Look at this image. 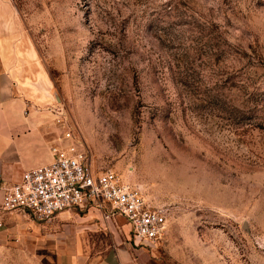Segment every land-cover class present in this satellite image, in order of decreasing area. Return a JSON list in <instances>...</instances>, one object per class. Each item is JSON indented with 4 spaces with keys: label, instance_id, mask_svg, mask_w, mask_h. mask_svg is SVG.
<instances>
[{
    "label": "rangeland",
    "instance_id": "374dc122",
    "mask_svg": "<svg viewBox=\"0 0 264 264\" xmlns=\"http://www.w3.org/2000/svg\"><path fill=\"white\" fill-rule=\"evenodd\" d=\"M0 42L42 118L63 109L91 164L165 215L141 244L95 211H0V264L124 243L140 264H264V0H0Z\"/></svg>",
    "mask_w": 264,
    "mask_h": 264
},
{
    "label": "built area",
    "instance_id": "2783aa9c",
    "mask_svg": "<svg viewBox=\"0 0 264 264\" xmlns=\"http://www.w3.org/2000/svg\"><path fill=\"white\" fill-rule=\"evenodd\" d=\"M53 115L60 131L50 146L51 160L23 171L16 181L0 183V211H26L39 221L64 210L95 211L102 224L122 218L141 244L158 240L165 223L163 211L148 204L137 188L114 171L94 167L64 110L56 107Z\"/></svg>",
    "mask_w": 264,
    "mask_h": 264
},
{
    "label": "crops",
    "instance_id": "0c3cea01",
    "mask_svg": "<svg viewBox=\"0 0 264 264\" xmlns=\"http://www.w3.org/2000/svg\"><path fill=\"white\" fill-rule=\"evenodd\" d=\"M1 45V42H0ZM1 57V55H0ZM0 58V82L13 77L15 89L23 94L7 97L5 87H0V183L5 185L16 181L28 169L43 165L51 160L50 146L56 143L58 127L50 119L42 118L35 107L47 92L40 86L25 81L24 73ZM24 71V70H23ZM26 82L29 83L28 87ZM50 116L53 115L50 113ZM135 249L124 243L109 246L105 252L88 254L66 253L60 256L58 264H140Z\"/></svg>",
    "mask_w": 264,
    "mask_h": 264
}]
</instances>
